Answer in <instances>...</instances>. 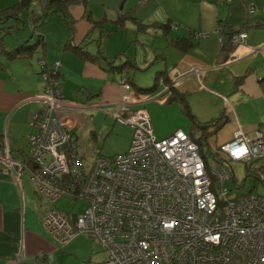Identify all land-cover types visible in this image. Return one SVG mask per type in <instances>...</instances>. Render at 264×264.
Segmentation results:
<instances>
[{
	"label": "crops",
	"instance_id": "1",
	"mask_svg": "<svg viewBox=\"0 0 264 264\" xmlns=\"http://www.w3.org/2000/svg\"><path fill=\"white\" fill-rule=\"evenodd\" d=\"M19 1L0 0V10ZM35 1L28 9L32 13L39 9ZM67 9L74 19L72 30L65 21H43L48 16L29 23L40 47L35 58H43L48 66L60 61L58 82L62 99L96 107L76 114V141L86 139H80V133L86 137L88 134V139L94 135L97 127L91 125V119L97 111L102 108L113 117L125 96L130 107L147 110L157 137L182 128L180 123L167 125L162 119L169 106L173 110L180 107L193 122L208 114L203 117L205 123H210L204 126L203 137L212 149L229 140L238 126L236 114L225 98L230 93L234 92L241 101L250 99L247 105L255 107L258 117L264 116V0H72ZM8 22L7 28L20 24ZM239 27L246 31V37L243 42L232 44L225 34ZM112 31L118 33L112 35ZM196 32L205 35L194 38L192 34ZM3 35L0 46L7 48L32 40V35H18L6 41ZM220 35L224 38L222 43ZM69 39L75 45L85 42L84 49L94 57H83L64 46ZM98 48L103 55L98 54ZM253 48L258 49L252 52ZM32 58L33 53L14 58L0 55V144L5 140L11 152L22 160L28 157L27 137L36 131L33 113L40 108L30 97L45 83L40 74L44 67ZM243 74L244 79L236 82V76ZM122 76L129 88L118 83ZM171 77L177 78L175 85L162 92ZM154 83L160 90L138 89ZM173 90L186 102L178 98L165 101ZM155 91H160L156 100L150 97ZM217 106L222 108L212 112ZM262 123L264 119L256 127ZM193 127L191 122V135ZM23 173L17 183L0 160V264H79L105 259V250L85 234H78L61 246L46 232L41 223L44 206L33 184V192L23 184ZM20 250L24 258L16 262Z\"/></svg>",
	"mask_w": 264,
	"mask_h": 264
},
{
	"label": "built area",
	"instance_id": "2",
	"mask_svg": "<svg viewBox=\"0 0 264 264\" xmlns=\"http://www.w3.org/2000/svg\"><path fill=\"white\" fill-rule=\"evenodd\" d=\"M246 34L240 29L229 42L241 43ZM218 39L222 43L223 35ZM38 63L44 67V95L31 98L40 108L33 113L36 131L27 137L28 157L18 159L2 140L0 160L17 183L27 173L44 206L43 228L61 246L85 234L107 253L103 260L79 264H264V192L228 197L231 189L224 186L233 177L227 164L236 161L255 162L250 171L264 184L260 129L248 135L237 126L213 148L207 168L189 133L178 128L157 137L147 110L130 107L125 96L114 116L133 127L128 147L105 156L92 146L86 164L73 129L76 114L96 107L62 99L59 60ZM118 83L130 87L125 76ZM64 193L85 207L68 212L54 206ZM23 258L18 251L16 262Z\"/></svg>",
	"mask_w": 264,
	"mask_h": 264
},
{
	"label": "rangeland",
	"instance_id": "3",
	"mask_svg": "<svg viewBox=\"0 0 264 264\" xmlns=\"http://www.w3.org/2000/svg\"><path fill=\"white\" fill-rule=\"evenodd\" d=\"M31 13H32V10L31 11L30 10H28V11L24 10L20 14V21H22V23H20L18 25V27L13 26V28L9 27L8 29H7V25H9V23H10L8 21H16V20L13 17L6 18V20H5L6 22H5L4 26L8 30V32H5V34L3 35V39L6 41H9V40L12 41L18 35H27V36L32 35V40L29 39L27 41V43H34L36 41L35 39H36L37 35L35 34L33 27L29 23L31 21V18H32ZM43 21H61L64 23L65 20H64L63 16L61 15V13L53 12V13L49 14L48 17ZM113 25H114V23L110 24V26H113ZM114 28H116V27H114ZM112 33H113L112 35H114L118 32L112 31ZM53 34H56V32ZM109 36H110V34H109ZM48 47H50V46L48 45ZM39 49H40V47L38 46V49L36 51L35 50L33 51V57L34 58H32L33 60L35 59L37 65H38V60L35 58V56H36L37 52L39 51ZM40 74H42V73H40ZM258 79H261V77L259 76ZM161 82H162V79H161L160 83ZM262 83H264V80H262ZM44 85H45V83H44ZM44 85H43V88L38 93H35L34 95H32L30 97V100L36 101L37 103L40 104V102L38 100H34L31 98L36 99L38 97H43ZM157 88L159 89L160 87L158 86ZM158 89H156V90H158ZM159 92L155 91L154 94L150 95V97H152V99L156 100V98H154V97H156V95H158ZM228 96L225 98L228 99V101L230 102V104L232 106V109H233L232 111H234L236 114V117L238 120V121H236L237 125L240 126V128L244 132H246L248 135H252L254 133L255 129H257V128L262 131V134H264V123H262L260 125V127H256V126H258V121L260 119H264V116L258 117L259 112L254 111L255 107L252 108V107H249L247 105V103L250 102L251 100L250 99H243V101H241V100H239V97H237L234 92L230 93ZM261 97H264V96L261 95ZM206 103H208V102H206ZM206 103H204V104L207 107L208 104H206ZM226 105H227V101H226ZM221 106H224V105H221ZM221 108L222 107L217 106V107H215V109H213L212 112H214V113L216 111L219 112V109H221ZM101 109H100V111H97L91 119V122H92L91 125L97 127V130L93 129L94 135L89 136V139H88L87 138L88 134L86 137V134L80 133L79 138L80 139L86 138V139L85 140L83 139V141L78 140L76 142L78 153L83 156V159H84L86 164H88L93 158V152H92V148H91L92 146L99 149L100 154L105 155V156H111L113 154L121 153L124 150H126V148L129 145V144L127 145V143H129L128 141H130V139L132 137L133 131H132V128L129 127V124L120 122L114 116L112 117L110 114H106L104 112V110H101ZM167 109H168L167 110L168 112H165L162 116V119L167 123V125L180 123V124H182V128H180V129H182L183 131L185 130V132L189 133L190 129H188V127H189L191 122L193 123L191 117L189 115H187L186 113L184 114L181 111L180 107L178 108V110H175V109L173 110L172 107L169 106ZM191 111L194 113L193 110H191ZM206 111H207V108L205 110H203V113ZM204 114L205 115L198 118V120L194 124L195 127H193L191 132L194 135V137L198 138V140L201 143V147L206 152V150H207L206 144H205L204 138L202 137L204 135L202 132L203 130L199 127H196L197 125L199 126V125L205 124V123H202L205 121V119L203 117H205V116L207 117L209 115L206 113H204ZM253 116H255L256 118L253 119ZM199 120H201L202 122ZM215 147H217V146H215ZM23 156H21V157H23ZM212 159H214V157L212 155H210V160H212ZM254 163L255 162H252L251 164H246V163H243L241 161H236V162H232L230 164H227L229 171L231 172V174H233V177L228 178L227 180L224 181V186L231 189L229 191L228 197L239 196L241 194H244V193H247L250 191L264 192V184H262L259 180H257L255 178L254 174L250 171V167ZM22 179H23V184L30 191L33 192L32 183L29 181L28 175L26 172L23 173ZM213 180L216 182L215 178H213ZM54 206H57V207L64 209L68 212H73V211H81L85 207V203H84V201H82L79 198H73L72 196L64 193L56 200V202L54 203ZM95 244L98 245L97 243H95ZM205 264H213V263H205Z\"/></svg>",
	"mask_w": 264,
	"mask_h": 264
},
{
	"label": "trees",
	"instance_id": "4",
	"mask_svg": "<svg viewBox=\"0 0 264 264\" xmlns=\"http://www.w3.org/2000/svg\"><path fill=\"white\" fill-rule=\"evenodd\" d=\"M71 1L72 0H37L35 2H37V5L39 6V9L37 11L34 10V12L31 13V15H32L31 21H41V20L45 19L50 13L59 12L63 16L68 28L70 30H72V25H73L74 19L70 16V14L68 12V9H67V5ZM31 5H32V0H21L18 3H16L13 7L0 10V23H4L6 18H8V17H13V18L16 19V24L18 25L19 23L22 22V21H20V16H19L20 13L22 11H24V10H28L31 7ZM118 20H120L118 22H121L122 18L119 17ZM7 29L5 28L4 25H2L0 27V30H2V33L0 35V41L2 40V38H1L2 35L5 34ZM240 29H242V27H239V28H237V29L225 34L226 37L228 38L227 40H229V36L232 33H235V32H237ZM220 31L222 32V28L220 29ZM103 37H104V35H102L101 40H102ZM84 43H79L78 45H75L72 42V39H69L65 43L64 46L70 47L72 50L76 51L79 55H81L83 57L90 56V57L93 58L94 56H92V54H90L89 52H87L84 49V47H83ZM37 44H38L37 41H35L34 43H27V41H23L21 44H18L17 46H15L13 48H7L3 44H1V46H0V55L4 54L7 58H14V57L19 56V55L30 56L33 53V51L36 50ZM80 44H82V45H80ZM98 54H102L103 55V51H102L101 48L100 49L98 48ZM244 75L245 74L236 76V82H238V83L241 82L244 79ZM153 85L151 87H149V88L147 87V88H138V89L140 91L141 90H147V89L152 88ZM175 98H178V99L186 102V99L184 98V96H182L180 93H177V91H175V90L170 92V94L168 93V95L165 96L164 100L165 101H169V100H172V99H175ZM185 106H186V104L184 105V107ZM193 123L195 124L196 122L194 121ZM203 123H205V122H203ZM208 124H210V123H205V124L200 125V128L203 129V131H202L203 134H204L203 136H205V134H206L204 126L207 127ZM191 137L198 143L199 149H200V153H201L202 157L204 158V162L206 164V167L209 168L210 155H213L214 150L212 149V147H210L206 143V139L204 137L203 138H204V141H205V144H206V148H207L206 152L201 147V143L198 140V138L194 137L193 134L191 135Z\"/></svg>",
	"mask_w": 264,
	"mask_h": 264
},
{
	"label": "water",
	"instance_id": "5",
	"mask_svg": "<svg viewBox=\"0 0 264 264\" xmlns=\"http://www.w3.org/2000/svg\"><path fill=\"white\" fill-rule=\"evenodd\" d=\"M15 19V18H14ZM16 20V19H15ZM0 24H3V23H0ZM26 41H28V39L26 40ZM258 48H256L255 50L254 49H252V52H255L256 50H257ZM167 81H168V79H167ZM175 81H177V79H169V81H168V83H167V85H166V87H165V89L162 91V92H165V91H167V90H169L173 85H175ZM157 83H155L154 85H153V87L151 88V91H153V90H156L157 89ZM160 94V93H159Z\"/></svg>",
	"mask_w": 264,
	"mask_h": 264
}]
</instances>
